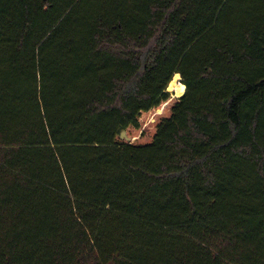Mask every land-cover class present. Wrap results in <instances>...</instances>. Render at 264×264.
Segmentation results:
<instances>
[{"label":"trees","instance_id":"16d2710c","mask_svg":"<svg viewBox=\"0 0 264 264\" xmlns=\"http://www.w3.org/2000/svg\"><path fill=\"white\" fill-rule=\"evenodd\" d=\"M0 264H264V0H0Z\"/></svg>","mask_w":264,"mask_h":264},{"label":"rangeland","instance_id":"374dc122","mask_svg":"<svg viewBox=\"0 0 264 264\" xmlns=\"http://www.w3.org/2000/svg\"><path fill=\"white\" fill-rule=\"evenodd\" d=\"M179 81L182 82L180 75ZM169 91V90H168ZM170 92V98L159 107L144 112L140 118L141 127L139 129L129 128L122 139L134 143H148L152 141L156 132L159 121L171 115V108L180 96H175L173 91ZM185 93V91H184Z\"/></svg>","mask_w":264,"mask_h":264},{"label":"bare ground","instance_id":"6f19581e","mask_svg":"<svg viewBox=\"0 0 264 264\" xmlns=\"http://www.w3.org/2000/svg\"><path fill=\"white\" fill-rule=\"evenodd\" d=\"M180 74L176 73L168 85V90L173 91L175 96H182L185 91V86L179 81Z\"/></svg>","mask_w":264,"mask_h":264},{"label":"water","instance_id":"95a60500","mask_svg":"<svg viewBox=\"0 0 264 264\" xmlns=\"http://www.w3.org/2000/svg\"><path fill=\"white\" fill-rule=\"evenodd\" d=\"M184 84V83H183ZM184 86H185V90H186V85L184 84ZM124 134H125V132H123V136H124Z\"/></svg>","mask_w":264,"mask_h":264}]
</instances>
